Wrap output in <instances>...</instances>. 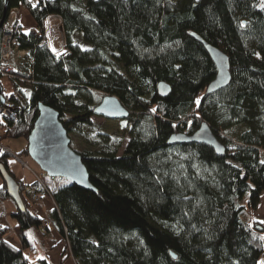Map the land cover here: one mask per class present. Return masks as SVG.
Masks as SVG:
<instances>
[{
    "label": "trees",
    "instance_id": "trees-1",
    "mask_svg": "<svg viewBox=\"0 0 264 264\" xmlns=\"http://www.w3.org/2000/svg\"><path fill=\"white\" fill-rule=\"evenodd\" d=\"M4 1L0 48L3 25L13 11L26 9L38 34H24L14 17L19 49L29 52L23 59L30 67L20 73L22 62L9 77L15 83L10 96L0 81V102L12 103L19 116L14 122L0 119V176L17 182L23 202L12 215L22 246L7 240L0 212V264H52L26 255L37 243L47 247L49 234L46 220L27 199L30 187L53 199L51 217L65 242L62 264L66 258L75 264H257L264 259L258 246L264 241L253 239L264 235V224L252 217L264 194L262 0H9L8 10ZM53 15L61 18L66 36L62 59L45 43L43 25ZM193 32L229 56L231 84L216 94H206L216 66ZM163 82L172 88L164 98L158 92ZM77 90L90 93L94 103L63 100ZM118 92L130 112L124 120L130 142L123 153V137L105 132L87 140L95 149L75 150L97 192L45 176L48 195L39 182L25 186L15 177L9 168L12 153L1 143L29 138L40 103L59 112L71 137L92 124L104 97ZM204 122L227 148L225 156L204 144H168L171 136L194 134ZM0 197L10 198L6 182Z\"/></svg>",
    "mask_w": 264,
    "mask_h": 264
},
{
    "label": "water",
    "instance_id": "water-1",
    "mask_svg": "<svg viewBox=\"0 0 264 264\" xmlns=\"http://www.w3.org/2000/svg\"><path fill=\"white\" fill-rule=\"evenodd\" d=\"M8 1H4L6 10L9 7ZM191 36L204 46L217 69V76L208 85L206 94H216L218 91L228 88L232 80L229 56L203 40L197 33L193 32ZM1 91L0 87V97L2 96ZM171 91L172 88L167 83L158 84V92L161 97H168ZM2 102H4L3 99ZM94 114L107 120L118 121L127 120L130 116V112L124 106L122 100L115 95L104 97L99 106L94 109ZM29 135L28 154L48 177L64 178L80 188L97 192V189L90 183V175L82 161L81 154H78L71 146V137L60 121L59 112L46 104L40 103L38 105V117ZM191 143L210 146L219 157L227 154V148L205 122L194 134L176 133L168 141L171 146ZM4 180L7 184L10 199L15 202L17 208L21 207L23 202L17 182L10 177H5Z\"/></svg>",
    "mask_w": 264,
    "mask_h": 264
},
{
    "label": "rangeland",
    "instance_id": "rangeland-1",
    "mask_svg": "<svg viewBox=\"0 0 264 264\" xmlns=\"http://www.w3.org/2000/svg\"><path fill=\"white\" fill-rule=\"evenodd\" d=\"M13 17V16H12ZM14 18V17H13ZM36 31V30H34ZM83 46L88 47L87 44H84ZM23 56L24 54L21 53V55H18V60H19V63L20 64H23L24 63V66L23 69L21 67L22 70H26L30 67V60L28 58H26L28 60V62H26L24 59H23ZM23 62V63H22ZM4 86V93L6 95H11L14 91V88H15V83L13 80H11L9 77H1V80H0ZM115 95L120 98L121 100L123 99V93L122 92H118V93H115ZM63 100L66 101V102H69V103H75V104H93L94 103V99L92 97V95L90 93L88 94H84L81 90H77V91H69L66 96L63 97ZM91 121H92V124L89 125V126H82L81 128H79V130H77L76 132H72V148L76 151H80V150H91V149H95L92 145L89 146L87 142V140H90V138H93V137H98V135L101 133V132H105L107 134H112V135H116V136H120V137H123V141H124V144H123V147L121 149V152L123 153V150L126 148V146L128 145V143L130 142V137L127 133V130H126V124H125V121L122 120V121H118V120H107L103 117H98V116H93L91 118ZM1 132V130H0ZM17 141V142H15ZM27 144L28 143V139L25 137L24 139H14V140H4L3 143H1L2 147H7L8 149L10 150H18V149H21V148H17V147H14L11 145V143H17V144ZM16 144V145H17ZM28 149V148H26ZM13 158L18 162L19 166L22 167V169L25 171V172H29L28 169L26 170L25 167H23V164L21 161H18L16 158L18 159H31V156H29V154H18V153H15L13 154ZM12 157V156H11ZM32 160V159H31ZM25 162H28V161H25ZM32 164L30 165V167H33L34 168V171L37 173V177L34 173H31V171L29 172L32 177L34 179H36V183L39 182L40 183V180L43 181L44 183V180H45V176H47L43 170L41 169V167H39L36 163L34 164V161L32 160ZM38 177H40V180L37 179ZM48 177V176H47ZM22 182V181H21ZM23 183V182H22ZM41 184V183H40ZM42 185V184H41ZM45 185V184H44ZM34 189H32L30 187V190L29 191H32L31 194H28L27 192V199H32L30 200L31 204H32V208L35 207L36 205H38L39 202H37L36 200L33 199L32 195L34 194L33 192ZM51 199V198H49ZM53 201V199H51ZM262 202L261 204L259 205L258 208H256L255 210H253V215L252 217L256 220H259V221H264V194L262 196ZM3 201H6V200H3L1 197H0V212H3L4 215H3V218L1 219V222H2V225H3V228L5 229L8 228V229H5L7 230V235H6V238H11V237H14L16 238V240H18V244H22L21 241H20V238L18 237L17 233H15V228L16 226H12V224H10V222H8V215L6 217V213H8L6 211V208L4 206V202ZM33 201V202H32ZM35 205V206H34ZM246 218H248V215L245 214L243 216V219L245 220ZM9 226V227H8ZM45 234L46 231H44ZM47 238L48 237V234L45 235ZM12 241V240H11ZM58 241V240H57ZM13 244V242H12ZM16 245V244H15ZM65 248V242L63 240H59L58 242V245L56 247H52L51 245V249L49 250V247L47 246L46 248H40L38 245L36 246V251H35V254H38V257L41 256V254H44V257L47 258L49 255H50V252L52 251H57L58 252V255L63 259V250ZM32 252H29V250L27 249L26 250V255L28 257H30V259H32L33 261L34 260H37L36 257H34L35 255L34 254H30ZM50 263L53 262V259L50 258ZM54 264V262L52 263ZM60 264V263H59ZM63 264H74L72 258H66L64 261H63Z\"/></svg>",
    "mask_w": 264,
    "mask_h": 264
},
{
    "label": "built area",
    "instance_id": "built-area-1",
    "mask_svg": "<svg viewBox=\"0 0 264 264\" xmlns=\"http://www.w3.org/2000/svg\"><path fill=\"white\" fill-rule=\"evenodd\" d=\"M44 37H45V43L46 46L49 48L51 54L55 56V58L62 59L64 58L65 54H67L68 48L66 47V36L64 35V29L62 25V20L59 16H52L48 17L44 22ZM4 33L2 36V43H1V56H0V77H12L17 72V68L19 65L18 55H21V53L24 54L23 57H26L29 55V52L26 50H20L19 49V43H20V34L16 33L15 27H14V18H11L8 23L3 25ZM34 33L37 35V31H34ZM55 49V51L53 50ZM3 118L8 119L11 122L17 121L19 116L14 108V105L10 103L9 101L0 102V119L3 120ZM0 129H3V125L0 124ZM12 157L13 154H12ZM18 161H21L23 164V167L31 173H34L36 177L38 176L37 173L34 171L33 167H30V165L33 163L32 158L27 159H18ZM28 161V162H25ZM35 164V162H34ZM37 179L40 180V177ZM40 183L42 184L43 188L46 189L47 194L49 195L48 189L45 187L43 181L40 180ZM33 199L37 202L40 201V197L36 194L32 195ZM5 229H8L5 227ZM5 231V230H4Z\"/></svg>",
    "mask_w": 264,
    "mask_h": 264
},
{
    "label": "crops",
    "instance_id": "crops-1",
    "mask_svg": "<svg viewBox=\"0 0 264 264\" xmlns=\"http://www.w3.org/2000/svg\"><path fill=\"white\" fill-rule=\"evenodd\" d=\"M12 16L19 19V23L22 27L24 34L28 35L33 30L37 29L35 20L33 19V17L29 14V12L26 9H19V10L13 11ZM22 69H23V67H22ZM22 69L20 68V70H21L20 73L24 72V70H22ZM0 135H1V132H0ZM15 142H17V141H15ZM18 143H19V141H18ZM20 143L19 144L11 143L12 146L17 147V148H21V149H18L16 151L10 150L5 146L4 147L8 151H10L12 154L20 153V152L26 150V148H28V146H27L28 143L27 144L26 143L20 144ZM9 168H11L15 177L19 178L25 186H31V185L36 183V179H34L29 172H25L22 169V167L19 166L18 162L13 157L9 160ZM4 183H5L4 179H2V177L0 176V189L3 188ZM34 194H36V192H34ZM36 195L40 197V201H39L38 205H36V206L34 205L35 207H33V209L36 211V214L38 215V217H41L42 219L46 220L44 223L49 227V234H48V237L46 238L47 239L46 244L49 248H51V245H52V247H56L59 240H62V237H61L59 231L57 230V228L55 226V221L52 220V217H51V215L54 211V203L52 202L51 199L46 197L44 195V193H39ZM30 200H32V199H30ZM3 202H4V206L6 208V211L8 212V213H6V217L8 215V218H9L8 222H10V224H12V226H17V222H15V220L13 219V216H12L14 213L18 212L17 211L18 210L17 205L10 198L6 199V201H3ZM32 237L37 238L36 234L34 235V233L32 234ZM7 240H10V241L12 240L11 242H13V245L16 247L22 246V244L20 245L17 243L18 240H16V238H14V237H11L10 239L7 238ZM37 245L39 246L38 243L36 244V246ZM40 248H42V247H40ZM43 248H46V247L44 246ZM35 251L31 253V254L35 255L34 257L45 258L44 254H41V256L38 257V254H35ZM61 257L58 255L57 251H52V252H50V255L47 257V259L49 262H51L50 258H52L54 264H59V263L62 264L61 263L62 262Z\"/></svg>",
    "mask_w": 264,
    "mask_h": 264
},
{
    "label": "snow or ice",
    "instance_id": "snow-or-ice-1",
    "mask_svg": "<svg viewBox=\"0 0 264 264\" xmlns=\"http://www.w3.org/2000/svg\"><path fill=\"white\" fill-rule=\"evenodd\" d=\"M29 2L31 3V0H29ZM260 7H261L262 10H264V0H262ZM241 27H244V25L241 24ZM53 50L55 51V49H53ZM195 103L197 105H199V103H200L199 98L195 101ZM153 111H155V109H153ZM261 163H264V161H261ZM260 223L264 224V221H260ZM253 239L254 240L255 239H259L260 241H264V235H261L259 237H257L256 235H253ZM93 243H95V241H93ZM250 243H251V241H250ZM258 246L264 248V243H262V244H260ZM257 264H264V259H261L260 261H258Z\"/></svg>",
    "mask_w": 264,
    "mask_h": 264
},
{
    "label": "bare ground",
    "instance_id": "bare-ground-1",
    "mask_svg": "<svg viewBox=\"0 0 264 264\" xmlns=\"http://www.w3.org/2000/svg\"><path fill=\"white\" fill-rule=\"evenodd\" d=\"M12 15V14H11ZM23 198V197H22ZM26 205V204H25Z\"/></svg>",
    "mask_w": 264,
    "mask_h": 264
}]
</instances>
